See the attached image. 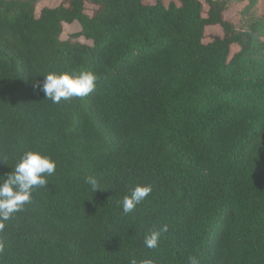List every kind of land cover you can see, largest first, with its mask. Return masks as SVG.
Masks as SVG:
<instances>
[{"label":"trees","instance_id":"1","mask_svg":"<svg viewBox=\"0 0 264 264\" xmlns=\"http://www.w3.org/2000/svg\"><path fill=\"white\" fill-rule=\"evenodd\" d=\"M38 1L0 0V176L28 150L56 169L0 233V264H264L262 0H88L91 15L67 0L36 16ZM64 23L80 29L61 39ZM83 70L95 91L46 99L49 72ZM138 184L153 191L123 215Z\"/></svg>","mask_w":264,"mask_h":264},{"label":"clouds","instance_id":"2","mask_svg":"<svg viewBox=\"0 0 264 264\" xmlns=\"http://www.w3.org/2000/svg\"><path fill=\"white\" fill-rule=\"evenodd\" d=\"M97 83V74L92 70L49 72L44 76L41 89L46 99H50L53 103H60L61 100L67 101L88 96L95 91ZM55 169L56 161L51 156L39 151L28 150L19 158L10 173L0 176V233L4 231L7 222L13 218L15 213L31 203L35 189L48 184L47 177L53 175ZM85 183L91 186L93 192L100 189L95 177H86ZM152 191L151 184L134 186L120 201L123 215L131 213ZM167 230L168 225L166 224L159 229L152 230L144 238L145 247L157 248L162 233ZM3 251L4 242L0 240V253ZM130 264H137V261L133 259ZM139 264H153V261L144 259ZM187 264H201V260L197 256L190 255L187 257Z\"/></svg>","mask_w":264,"mask_h":264},{"label":"rangeland","instance_id":"3","mask_svg":"<svg viewBox=\"0 0 264 264\" xmlns=\"http://www.w3.org/2000/svg\"><path fill=\"white\" fill-rule=\"evenodd\" d=\"M67 0H39L35 6V13L36 16L39 15V12L42 8L44 7H55L59 5L62 2H66ZM145 4H154L157 0H142ZM165 5H168V3L171 0H161ZM261 9L264 10V0H262ZM84 10L87 14L91 15L93 11L95 10L94 5L89 2L88 0L85 1L84 4ZM232 15L235 16V10L234 6L232 8ZM80 29L79 25L77 23H72V24H63V32L61 34V39H67L72 33L78 32ZM221 29L218 26L214 27H207L205 30V37H204V42L209 41L213 36L215 35H221ZM75 41L78 40L83 43H88L91 44L90 41L84 39L83 37L75 38ZM238 50L235 46H232V52Z\"/></svg>","mask_w":264,"mask_h":264}]
</instances>
